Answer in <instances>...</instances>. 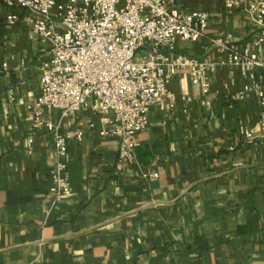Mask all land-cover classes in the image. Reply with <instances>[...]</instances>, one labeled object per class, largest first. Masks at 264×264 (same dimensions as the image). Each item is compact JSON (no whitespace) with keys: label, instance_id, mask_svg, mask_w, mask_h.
I'll return each mask as SVG.
<instances>
[{"label":"crops","instance_id":"obj_1","mask_svg":"<svg viewBox=\"0 0 264 264\" xmlns=\"http://www.w3.org/2000/svg\"><path fill=\"white\" fill-rule=\"evenodd\" d=\"M176 2L209 12L207 37L244 48L262 36L224 0ZM10 13L20 21L8 24ZM24 13L0 1V264H264V144L239 132H260L257 100L238 94L240 70L220 68L206 94L179 72L168 84L174 107L150 108L130 162L117 161V139L86 131L64 158L72 193L55 198L53 137L32 112L48 54ZM177 50L217 56L207 38ZM91 121L99 116L84 108L63 129Z\"/></svg>","mask_w":264,"mask_h":264},{"label":"built area","instance_id":"obj_2","mask_svg":"<svg viewBox=\"0 0 264 264\" xmlns=\"http://www.w3.org/2000/svg\"><path fill=\"white\" fill-rule=\"evenodd\" d=\"M0 1L25 12L22 20L48 54L39 65L32 112L36 128L53 137L57 160L49 172V192L55 198L72 193L64 162L69 143L82 141L86 131L97 128L98 136L118 140L120 164L132 161L136 138L149 126L150 108L174 107L168 84L181 71L206 94L211 76L220 68L239 69L244 83L238 94L257 100L260 131L256 136L240 127L239 132L254 146L264 144V0H224L226 12H245L249 23L262 32L244 48L221 33L207 37L209 12L186 8L176 0ZM19 21L18 14L6 16L10 25ZM203 38L216 58L196 59L177 50L178 41ZM8 94L14 99L12 89ZM88 107L99 123L63 129L65 120Z\"/></svg>","mask_w":264,"mask_h":264}]
</instances>
